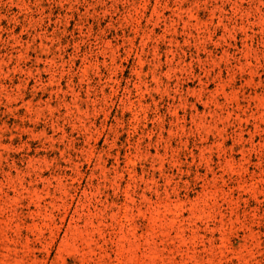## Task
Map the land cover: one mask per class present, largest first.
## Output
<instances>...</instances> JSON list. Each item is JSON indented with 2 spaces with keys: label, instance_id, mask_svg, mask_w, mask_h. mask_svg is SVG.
<instances>
[{
  "label": "rangeland",
  "instance_id": "374dc122",
  "mask_svg": "<svg viewBox=\"0 0 264 264\" xmlns=\"http://www.w3.org/2000/svg\"><path fill=\"white\" fill-rule=\"evenodd\" d=\"M0 264H264V0H0Z\"/></svg>",
  "mask_w": 264,
  "mask_h": 264
}]
</instances>
